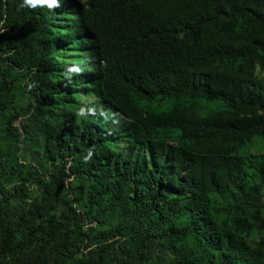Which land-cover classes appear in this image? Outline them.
<instances>
[{
    "label": "trees",
    "instance_id": "16d2710c",
    "mask_svg": "<svg viewBox=\"0 0 264 264\" xmlns=\"http://www.w3.org/2000/svg\"><path fill=\"white\" fill-rule=\"evenodd\" d=\"M0 264H264V0H0Z\"/></svg>",
    "mask_w": 264,
    "mask_h": 264
},
{
    "label": "clouds",
    "instance_id": "9594fccd",
    "mask_svg": "<svg viewBox=\"0 0 264 264\" xmlns=\"http://www.w3.org/2000/svg\"><path fill=\"white\" fill-rule=\"evenodd\" d=\"M24 3L32 7L38 4H47L50 8L57 6V0H24Z\"/></svg>",
    "mask_w": 264,
    "mask_h": 264
},
{
    "label": "built area",
    "instance_id": "2783aa9c",
    "mask_svg": "<svg viewBox=\"0 0 264 264\" xmlns=\"http://www.w3.org/2000/svg\"><path fill=\"white\" fill-rule=\"evenodd\" d=\"M22 117L15 121V125L21 130Z\"/></svg>",
    "mask_w": 264,
    "mask_h": 264
},
{
    "label": "rangeland",
    "instance_id": "374dc122",
    "mask_svg": "<svg viewBox=\"0 0 264 264\" xmlns=\"http://www.w3.org/2000/svg\"><path fill=\"white\" fill-rule=\"evenodd\" d=\"M94 98V95H89L87 101H91ZM251 151L256 152L255 148H252Z\"/></svg>",
    "mask_w": 264,
    "mask_h": 264
}]
</instances>
